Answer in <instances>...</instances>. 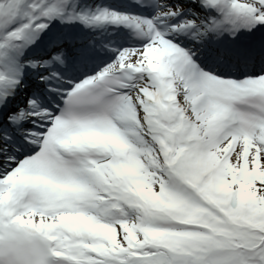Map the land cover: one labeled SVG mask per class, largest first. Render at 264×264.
Here are the masks:
<instances>
[{"label":"snow or ice","instance_id":"obj_1","mask_svg":"<svg viewBox=\"0 0 264 264\" xmlns=\"http://www.w3.org/2000/svg\"><path fill=\"white\" fill-rule=\"evenodd\" d=\"M0 264H264V0H0Z\"/></svg>","mask_w":264,"mask_h":264},{"label":"bare ground","instance_id":"obj_2","mask_svg":"<svg viewBox=\"0 0 264 264\" xmlns=\"http://www.w3.org/2000/svg\"><path fill=\"white\" fill-rule=\"evenodd\" d=\"M107 38H108V36H107ZM100 39H101V40H104V36H103V37H101Z\"/></svg>","mask_w":264,"mask_h":264}]
</instances>
